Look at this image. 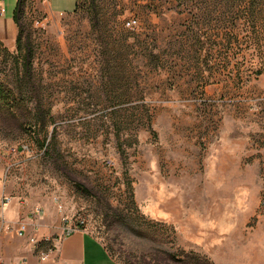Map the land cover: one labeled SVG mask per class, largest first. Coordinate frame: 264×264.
<instances>
[{
  "label": "rangeland",
  "instance_id": "374dc122",
  "mask_svg": "<svg viewBox=\"0 0 264 264\" xmlns=\"http://www.w3.org/2000/svg\"><path fill=\"white\" fill-rule=\"evenodd\" d=\"M19 3L21 40L0 44V198L78 223L121 264H264V17ZM21 144L34 156L6 174Z\"/></svg>",
  "mask_w": 264,
  "mask_h": 264
},
{
  "label": "crops",
  "instance_id": "0c3cea01",
  "mask_svg": "<svg viewBox=\"0 0 264 264\" xmlns=\"http://www.w3.org/2000/svg\"><path fill=\"white\" fill-rule=\"evenodd\" d=\"M52 13L68 14L77 9V0H48ZM19 0H0V44L14 46L19 35L16 11ZM27 211L14 203L8 205L5 216L8 220L27 215ZM44 214V213H43ZM42 233L62 235L60 224L39 223ZM52 226L50 229L46 227ZM6 234L0 236V264H121L108 252L105 245L88 231H77L62 236L45 260H41L39 252L27 240L26 236L16 231L5 229Z\"/></svg>",
  "mask_w": 264,
  "mask_h": 264
},
{
  "label": "built area",
  "instance_id": "2783aa9c",
  "mask_svg": "<svg viewBox=\"0 0 264 264\" xmlns=\"http://www.w3.org/2000/svg\"><path fill=\"white\" fill-rule=\"evenodd\" d=\"M5 11L4 8L0 9V14ZM137 24V20L130 19L126 25L133 28ZM26 155L27 157H33L34 151L27 144L13 145L5 148L3 152L4 156L10 157V163L5 168L6 174L17 165V156ZM13 201V197L10 195H3L0 198V217L3 219L4 228L10 231H16L21 236H26L28 242L38 250L41 260H45L49 253L54 250V246L62 236L69 235L77 231H87L86 228L79 226L77 223L69 221L67 218L63 219V233L62 235H54L51 233H42L39 228L40 226L33 218H38L43 214V210L38 208L29 212L27 215H20L17 219L8 220L5 216L8 205ZM83 223V222H81Z\"/></svg>",
  "mask_w": 264,
  "mask_h": 264
},
{
  "label": "trees",
  "instance_id": "16d2710c",
  "mask_svg": "<svg viewBox=\"0 0 264 264\" xmlns=\"http://www.w3.org/2000/svg\"><path fill=\"white\" fill-rule=\"evenodd\" d=\"M78 1L79 0H77V8H78V5H79ZM180 1H183V0H180ZM191 1H193V4H197V5H199V4H202V5L203 4H213V5H216V6H218V5L219 6H223V5L231 4V6L233 5V7H234V12H232V13L228 12L227 15H226L227 17L230 16L232 18H236L237 15H239L240 10H236L235 7L244 8L245 9L244 11L247 12V14H246L247 17L251 18V16L249 14L253 15V14H256V13H259L262 17H264V0H191ZM19 4L20 3H18V8H17V11H16V19H17V21H19ZM201 19H203V16H201V18H199V21ZM199 21H198V23H199ZM195 32L197 34H199V37H204L206 35V32H203V28H199ZM21 36H22V34H21V30H20L18 38H17V41L21 40ZM4 93H5V90L3 89L2 84H0V97L2 95H4ZM108 252H109V250H108Z\"/></svg>",
  "mask_w": 264,
  "mask_h": 264
}]
</instances>
